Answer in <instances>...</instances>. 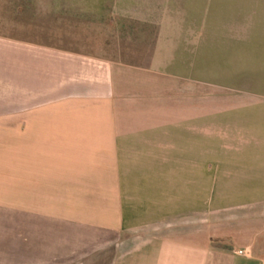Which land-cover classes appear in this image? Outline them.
<instances>
[{"label":"crops","instance_id":"0c3cea01","mask_svg":"<svg viewBox=\"0 0 264 264\" xmlns=\"http://www.w3.org/2000/svg\"><path fill=\"white\" fill-rule=\"evenodd\" d=\"M105 9L146 64L0 39V264H264V0Z\"/></svg>","mask_w":264,"mask_h":264},{"label":"rangeland","instance_id":"374dc122","mask_svg":"<svg viewBox=\"0 0 264 264\" xmlns=\"http://www.w3.org/2000/svg\"><path fill=\"white\" fill-rule=\"evenodd\" d=\"M109 3L110 0H0V39L23 42L24 47L57 48L146 64L156 36V20L116 17L103 10ZM0 91H13V76L0 80Z\"/></svg>","mask_w":264,"mask_h":264},{"label":"built area","instance_id":"2783aa9c","mask_svg":"<svg viewBox=\"0 0 264 264\" xmlns=\"http://www.w3.org/2000/svg\"><path fill=\"white\" fill-rule=\"evenodd\" d=\"M237 253L239 255H247V251L246 250H238Z\"/></svg>","mask_w":264,"mask_h":264}]
</instances>
